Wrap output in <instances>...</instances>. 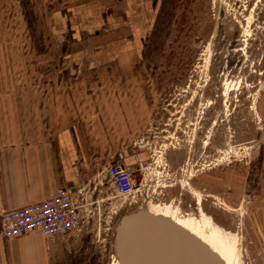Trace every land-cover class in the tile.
Returning <instances> with one entry per match:
<instances>
[{
	"label": "rangeland",
	"instance_id": "1",
	"mask_svg": "<svg viewBox=\"0 0 264 264\" xmlns=\"http://www.w3.org/2000/svg\"><path fill=\"white\" fill-rule=\"evenodd\" d=\"M47 3L0 0V23L45 22ZM147 29L134 91L120 93L135 104L121 158L137 190L118 194L102 169L88 196L98 264H119L116 227L142 209L203 233L226 264H264L242 192L264 140V0H161Z\"/></svg>",
	"mask_w": 264,
	"mask_h": 264
},
{
	"label": "crops",
	"instance_id": "2",
	"mask_svg": "<svg viewBox=\"0 0 264 264\" xmlns=\"http://www.w3.org/2000/svg\"><path fill=\"white\" fill-rule=\"evenodd\" d=\"M47 1L45 22L32 13L31 23H0V211L93 185L107 163H125L122 126L136 124V111L120 93L134 91L135 59L161 2ZM242 192L264 247V140ZM89 222L84 213L78 228L54 237L0 233V264H98Z\"/></svg>",
	"mask_w": 264,
	"mask_h": 264
},
{
	"label": "water",
	"instance_id": "3",
	"mask_svg": "<svg viewBox=\"0 0 264 264\" xmlns=\"http://www.w3.org/2000/svg\"><path fill=\"white\" fill-rule=\"evenodd\" d=\"M115 251L119 264H226L183 227L146 209L121 218Z\"/></svg>",
	"mask_w": 264,
	"mask_h": 264
},
{
	"label": "built area",
	"instance_id": "4",
	"mask_svg": "<svg viewBox=\"0 0 264 264\" xmlns=\"http://www.w3.org/2000/svg\"><path fill=\"white\" fill-rule=\"evenodd\" d=\"M103 171H106L105 179L109 180L118 194L130 196L136 192L135 169L132 165L123 161L113 162ZM101 184L104 186L106 183L101 181ZM91 189V184L75 189L60 188L43 201L4 209L0 211V233L10 239L33 232L48 237L66 234L80 226L83 214L89 210L91 203L88 196Z\"/></svg>",
	"mask_w": 264,
	"mask_h": 264
},
{
	"label": "bare ground",
	"instance_id": "5",
	"mask_svg": "<svg viewBox=\"0 0 264 264\" xmlns=\"http://www.w3.org/2000/svg\"><path fill=\"white\" fill-rule=\"evenodd\" d=\"M178 225H180L177 222H174ZM181 227H183L185 230H187L189 233H191L193 236H195L196 238H198L200 241H202L204 244H206L213 252L217 253L218 255H220V257L223 259L222 255L218 252V250L216 249V247L214 246V244L208 239L206 238L204 235L201 234H197L195 231L191 230L189 227L180 225ZM192 228V227H191ZM219 249V247H217ZM222 249V248H221ZM220 249V250H221ZM224 260V259H223ZM225 262V261H224Z\"/></svg>",
	"mask_w": 264,
	"mask_h": 264
}]
</instances>
